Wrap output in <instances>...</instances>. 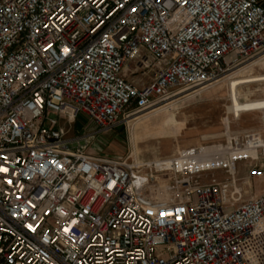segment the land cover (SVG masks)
I'll return each mask as SVG.
<instances>
[{"label":"built area","instance_id":"obj_1","mask_svg":"<svg viewBox=\"0 0 264 264\" xmlns=\"http://www.w3.org/2000/svg\"><path fill=\"white\" fill-rule=\"evenodd\" d=\"M262 50L264 0H0V264H264V190L243 198L264 133L139 161L67 125L110 131ZM156 172L181 175L175 200L147 193Z\"/></svg>","mask_w":264,"mask_h":264},{"label":"rangeland","instance_id":"obj_2","mask_svg":"<svg viewBox=\"0 0 264 264\" xmlns=\"http://www.w3.org/2000/svg\"><path fill=\"white\" fill-rule=\"evenodd\" d=\"M155 68L152 60L148 67L142 68L134 60L125 67V73L129 80L143 84L152 79ZM195 89L186 90L152 110L134 113L126 120L128 123L122 122L107 132H99L80 116L67 123L70 136L85 145L89 152L131 154L139 161H149L176 156L192 146H201L210 152L211 146L223 143L229 134L264 130V111L248 107L249 104L264 103V50L211 86ZM241 116H254V121H245ZM87 132H96V136L89 140L85 136ZM250 168L240 162L238 174L246 175ZM180 177L173 172H156L146 191L163 201L175 200L183 192L177 183ZM213 177L224 179L226 174L211 171L195 179L209 182ZM263 188L264 175L250 178L244 185L243 198L256 195Z\"/></svg>","mask_w":264,"mask_h":264},{"label":"crops","instance_id":"obj_3","mask_svg":"<svg viewBox=\"0 0 264 264\" xmlns=\"http://www.w3.org/2000/svg\"><path fill=\"white\" fill-rule=\"evenodd\" d=\"M125 76L127 77V75H126V73H125ZM242 117H244V119H245V121H248V122H251V119H253V121H254V116H241V118ZM132 120H130V122H131ZM259 132H262V133H264V130L263 131H260V130H258ZM85 136H87V139H92V138H94L96 135H94V134H92V133H86L85 134ZM242 162H244V163H246V165L248 164L249 166H250V164H254V162L252 163H250V162H247V161H242ZM248 173H246V175H247ZM246 175H243V176H246ZM264 190V188L260 191V192H258L257 194H259V193H261L262 191Z\"/></svg>","mask_w":264,"mask_h":264},{"label":"bare ground","instance_id":"obj_4","mask_svg":"<svg viewBox=\"0 0 264 264\" xmlns=\"http://www.w3.org/2000/svg\"><path fill=\"white\" fill-rule=\"evenodd\" d=\"M248 107H251V108H260V109H262L264 111V103L249 104ZM213 150H214V148L211 146V151H213Z\"/></svg>","mask_w":264,"mask_h":264}]
</instances>
